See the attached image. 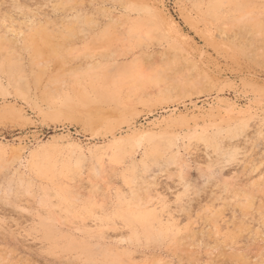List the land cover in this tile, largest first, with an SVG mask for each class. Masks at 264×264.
Wrapping results in <instances>:
<instances>
[{"label":"rangeland","instance_id":"rangeland-1","mask_svg":"<svg viewBox=\"0 0 264 264\" xmlns=\"http://www.w3.org/2000/svg\"><path fill=\"white\" fill-rule=\"evenodd\" d=\"M0 264H264V0H0Z\"/></svg>","mask_w":264,"mask_h":264},{"label":"bare ground","instance_id":"bare-ground-1","mask_svg":"<svg viewBox=\"0 0 264 264\" xmlns=\"http://www.w3.org/2000/svg\"><path fill=\"white\" fill-rule=\"evenodd\" d=\"M36 32H38V31H36ZM37 34H39V32H38ZM45 37H48L47 34H46ZM47 39H48V38H47ZM45 40H46V39H45ZM53 41H54V40H53ZM53 41H52V42H53ZM56 44H57V43H56ZM39 54H41L40 50H39ZM16 79H17V78H16Z\"/></svg>","mask_w":264,"mask_h":264}]
</instances>
